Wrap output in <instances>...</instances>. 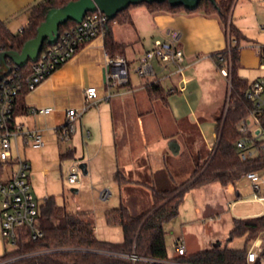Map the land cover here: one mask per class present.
Wrapping results in <instances>:
<instances>
[{"label":"crops","instance_id":"0c3cea01","mask_svg":"<svg viewBox=\"0 0 264 264\" xmlns=\"http://www.w3.org/2000/svg\"><path fill=\"white\" fill-rule=\"evenodd\" d=\"M35 1L0 0V5H10L9 9L0 8V19L6 23L11 21L18 22L16 26L18 29L27 26L29 23V14L28 16H23L22 13L27 9L29 13V8L34 5ZM143 8V11H140L142 18L139 21L135 19L133 14L135 24L132 25L139 33V41L141 40L142 44L145 45V49L139 57L145 51L152 48L157 40H165L167 29L176 30L180 33V46L185 54L183 63L184 70L181 75L188 71V73L190 72V77H181L176 80L175 77L180 75V73H176V67L174 65H169L164 66L166 67L164 70L160 69L157 71V75L155 76L140 78V81L136 84L131 82L128 86L110 87L107 85L105 74L106 48L104 38H96L84 45L72 59L62 64L34 90L29 91L25 95L24 103L27 107V112L16 117V123L22 126L24 130L39 129L42 131L46 140V146L43 150L36 149L37 155L35 154L36 160L34 164L26 156L32 164L30 180L32 191L39 203H42L52 194H49L48 191L39 187L38 183L33 185L34 178H39L42 174L45 177V181L48 182L47 178L50 173L46 168H43L41 171L37 156L40 154L43 155L49 150L50 136H56L62 142L67 141L58 138L56 129L65 124L66 111L68 109H82L84 104V91L90 86L98 88V99L84 111L82 117L77 121L76 132L68 139L67 143L73 146L75 151L73 159L85 161V142L92 135L91 131L96 130L97 119H99L101 127L103 128L102 117H104L105 125L108 129L111 128L113 133L111 147L115 150L116 156L115 174L118 171H122L128 178L136 181L130 183L131 185L129 184L130 186L127 185V187L122 188L119 186L121 195H127L133 188H136L139 192L147 193L148 191L146 190H149V187L138 183L139 181H150L151 179H156L159 183L169 181L168 175H160L159 172L160 169L165 168L170 170L171 166L174 168V165L171 164L173 156H170V153H166L165 144L171 148L174 156L178 160H181L183 142L176 140L173 136L164 135L165 132L162 129L160 115L163 113H160L163 112L164 106L170 111V115L178 126L182 127L183 125L187 128L186 132L189 141L185 139L184 143L186 145L190 142L194 143V150L200 152V155L203 156L201 150L204 147L198 145L199 142L203 141L200 135L197 134L198 131L200 133L201 131L196 117L198 116L200 119L199 115H206L215 119L219 115V112L209 114L208 112L204 113L203 111L195 110L192 107L193 109L187 117L178 119L179 114L175 116L170 107V102L168 104L162 102V106L158 105L160 101H151L149 99L145 83L158 81L164 86L163 82L170 80L171 85L168 89L171 92L168 98L174 92H187L188 86L196 82L197 68L202 72L207 69L213 70L214 67L217 68L211 55L227 48L229 44V33L225 30L217 16H206L202 13L187 14L184 12L178 14L151 13L145 6ZM232 16L234 23L246 32V28L242 22L243 19L235 20L233 14ZM117 39L124 41L118 37ZM127 43H130L129 46L134 47L135 42ZM243 65H248L252 69L258 67L253 79H249L251 82L264 76L259 49L258 56L255 58L252 57L249 51L243 50L242 47L241 67ZM165 72L167 74L162 76ZM183 86H185V90L181 91V87ZM132 100L135 101L132 102ZM137 102L143 103L147 106V109L140 110L141 106ZM149 103H152V107H149ZM47 107H51L53 110L48 114L38 112L40 108ZM91 109L94 110L90 111ZM184 118H187L190 122L185 124L187 119ZM158 131L161 133V137L156 136ZM212 147L213 145L209 148L212 149ZM150 151H157L158 155L156 157H150ZM178 171H180L178 175L173 174L170 179L181 182L191 175L185 174L181 169H178ZM236 185L237 182L224 186L220 182L215 181L191 188L187 191L180 206V214H182L181 211H183L182 208L185 205V210L188 211L186 209L188 208L190 214L188 212L187 216L189 219L183 221L182 229L188 227L189 234L181 233L173 239V248H168V253L171 258L179 255V245L185 247V254H192L201 249L210 248L214 243L223 242L221 238L210 234L209 224L206 223V220L214 221L216 217H220L227 209L235 210L236 203L242 200L240 198L241 193L237 190ZM36 186L40 190L37 191ZM104 191L110 194L108 189L102 192ZM40 195L43 196V200H39L38 197ZM187 201L188 205L186 204ZM236 215L246 217L256 214ZM231 225L233 227V223ZM196 228L198 230L202 228L203 232L199 235L200 232Z\"/></svg>","mask_w":264,"mask_h":264},{"label":"trees","instance_id":"16d2710c","mask_svg":"<svg viewBox=\"0 0 264 264\" xmlns=\"http://www.w3.org/2000/svg\"><path fill=\"white\" fill-rule=\"evenodd\" d=\"M71 1L76 0H42L30 7L29 23L18 32L12 31L6 22L0 19V53L10 49L21 51L24 44L37 35V29L45 20L48 10L61 7ZM234 1L200 0L194 9H188L184 5L171 6L168 1L140 4L151 13L184 12L217 16L225 30L237 38L230 52L225 48L211 55L219 71L223 65H228L230 73L225 76L229 82L227 99L215 118L216 136L210 156L203 161L199 152L191 175L180 183L170 179L174 173L168 168L159 171L160 175L169 176V181L166 183H159L156 179L139 181L138 183L149 187V190H146L149 193L139 192L133 188L127 196L152 199L153 204L141 213L133 214L130 207L124 203L107 210L105 214L107 222L122 228L123 238L118 242L98 237L92 211H68L59 203L55 195H50L40 203L37 216V225L43 231V235L32 239L29 228H18L15 248L6 250L0 256V264H251L248 260V251L258 236L264 233V213L233 218L229 238L230 240L245 238L243 248L223 246L220 242V245L214 244L210 248L173 258L168 253L165 227L166 223L180 214V206L191 188L215 181L228 186L235 184L247 172L264 171L263 152L249 159H243L241 150L237 146L238 140L242 137L237 124L249 114L255 104L246 96L251 81L238 73L241 67L242 41L249 37L233 21ZM133 6L136 5H130L120 11L115 18L108 19L104 44L112 56L122 55L126 58V50L130 43L118 40L112 26L114 22L134 25L131 11ZM93 14H99V11L88 12L86 16ZM77 25V22L69 20L60 25L59 32L62 34ZM50 46L51 44L45 42L40 54ZM261 49L264 52V47ZM221 56L224 57L225 62L220 61ZM7 61L14 66L12 60ZM31 64L32 61H29L20 68V71H25ZM131 79L130 76L129 83L120 86L130 85ZM145 87L151 101L168 104V95L171 91L161 83L146 82ZM28 92L27 89H23L17 94L14 122L17 116L27 112L24 97ZM74 152L73 147H69L67 152L62 154L61 159L73 158ZM2 171L3 165L0 163V173ZM115 179L122 188L136 182L122 171L115 174Z\"/></svg>","mask_w":264,"mask_h":264},{"label":"rangeland","instance_id":"374dc122","mask_svg":"<svg viewBox=\"0 0 264 264\" xmlns=\"http://www.w3.org/2000/svg\"><path fill=\"white\" fill-rule=\"evenodd\" d=\"M41 1L42 0H36L34 5L40 3ZM0 8L9 9L10 5H0ZM142 9H144L142 5H136L131 8V11L137 21L142 18V13L140 12L143 11ZM232 9L234 10L233 15L235 20H240L241 18L243 19L242 22L246 28L245 33L249 37V39L242 41L243 50L249 51L252 57L256 58L258 56V49L264 47V0H235ZM28 14V9L22 13L23 16H28ZM7 23V26L12 31H19L18 27H16L18 22L11 21ZM112 27L115 36L118 38L126 42H135L134 47H127L126 57L130 62L129 69L132 82L136 84L141 78L136 73V68L140 64L139 56L144 51L145 45L142 44L141 40L139 41V33L130 23L120 24L118 22H114ZM154 64L157 71L160 69L164 70L166 68L164 65H160L157 60L154 61ZM256 69H258V67L252 69L248 65H243L239 68L238 73L240 76L247 77L252 80ZM166 74L167 72L163 73L162 76ZM181 77L189 78L190 72L188 73V71H186L183 75L180 73V75H177L175 79L178 80ZM195 79L196 82L188 86L187 92H174L169 96L170 107L175 116L179 114L178 119L185 116L187 117L193 108H195V110L203 111L204 113L208 112L209 114L220 113L226 103L229 82L217 68L214 67L213 70L207 69L203 72L197 68V75ZM163 84L167 89L171 85L170 80H166ZM133 101L135 100H132V102ZM137 103L141 106L140 110L147 109V106L143 103ZM158 105L163 106L161 101L158 102ZM149 107H152V103H149ZM94 109H91L90 111ZM160 114H162L160 115V120L162 122V129L165 132L164 135L173 136L176 140L183 142L181 160H178L171 151V148L165 144L166 153H170V156H173L171 164L174 165V168L171 166V170L175 175H178V172H180L178 169H181L185 174L190 175V172H192L195 168V159H197L199 152L194 150V143H188L189 146L184 143L185 139L188 140V134L186 132L187 128L183 125L182 127L178 126L170 115V111L165 108V106L163 112ZM199 116L200 119L197 116L196 120L201 133L198 131L199 133L197 132V134L200 135L203 142H199L198 145L204 147V149L201 150L203 155L202 160L204 161L212 152L211 150L213 147L212 149L209 147L215 143L216 121L213 117L210 118L206 115ZM102 119L103 128L101 127L99 119H97L96 130L91 131L92 135L85 142V161L78 159L75 160L73 158L61 159V154L66 153L68 148L73 146H70L67 143L68 140L62 142L59 141L56 136H50L49 150H47L43 155L40 154L37 156L39 166H41V171L43 168H46L50 172L47 178L48 182L45 181V177L42 174L39 178H34L33 185L38 183L39 187L48 191L49 194L55 195L59 203L65 206L68 211H92L96 221L98 237L103 240L118 242L123 238L122 228L119 225H112L107 222L105 215L106 211L124 203L130 207L133 214H139L153 204V201L151 198L150 200H146L145 198L137 196L120 194L119 185L114 176L116 172V156L115 150L111 147L113 133L111 128L108 129L105 125V118L102 117ZM189 122L190 121L187 119L185 124ZM156 136L161 137V133L158 131ZM23 153L32 160L33 164L35 163V154L37 155L36 149L28 147ZM157 155V151H150V157H156ZM82 162L87 163L88 174H83L80 170L79 181L75 184H71L68 180L69 168L74 163L79 165ZM178 183L180 182L178 181ZM39 187L36 186L37 191L40 190ZM236 187L241 193L240 198H242V200L236 203L235 210L232 211L227 209V211L223 212L220 217H216L214 221H209L207 219L206 223L209 224L210 234L223 240V246L228 245L231 248H243L245 246V238L239 237L232 240L229 238L233 218L242 217L236 214H263L264 190H262L261 193H256L249 180L244 176L237 181ZM73 189H77L78 191L75 192ZM105 189L110 191L107 199H104L100 193ZM258 194H260V197H262L263 200H259L257 198ZM38 198L39 200H43L42 195ZM186 204L188 205V201ZM182 209V214L165 225L167 230V244L168 248L170 247L171 249L173 248V239L176 236L181 233L189 234L188 227H185V229L183 228L184 230L182 229L183 221L185 219H189L187 216L189 209L186 208L188 210L186 211L185 205ZM196 230L198 229L196 228ZM198 231L200 232L199 235L203 232L202 228ZM252 245L253 243L250 247ZM14 248L15 244L6 241L2 234L0 217V256L3 255L6 250L9 251Z\"/></svg>","mask_w":264,"mask_h":264},{"label":"built area","instance_id":"2783aa9c","mask_svg":"<svg viewBox=\"0 0 264 264\" xmlns=\"http://www.w3.org/2000/svg\"><path fill=\"white\" fill-rule=\"evenodd\" d=\"M108 16L99 11V14L85 16L76 27L68 29L59 35L55 44L39 54L38 59L25 70L14 64L11 72L0 81V163L3 171L0 173V217L2 234L6 241L16 245L18 228H29L32 239L43 235L37 225V216L40 203L32 191L30 160L23 153L28 147L43 150L46 140L39 129L24 130L14 122L16 99L19 91L34 90L46 78L53 74L62 64L72 59L87 43L104 38L107 32ZM23 28H20L21 31ZM237 42L234 35H229L230 49ZM261 67L264 69V52L259 48ZM106 82L110 87L127 85L130 81V64L122 55L112 56L106 49ZM160 65L176 67V73L184 70L185 54L180 46V33L173 29L166 30V39L157 40L153 47L145 51L139 59L136 73L141 77L157 75L154 61ZM225 62L224 57H220ZM224 76L229 74V66L223 65L220 71ZM185 86L181 87V91ZM246 96L255 106L249 114L237 124L242 134L237 146L241 150V157L249 159L258 153H264V76L251 82ZM98 99V88L87 87L84 91V104L81 110L68 109L65 124L56 129L60 140H68L77 130V121L84 111ZM51 107L40 108L38 112L48 114ZM80 166L74 163L68 171V180L71 184L79 181ZM256 193L264 190V171H251L244 174ZM102 192L103 198L108 197ZM259 200H263L258 194ZM178 254H185V247L178 246ZM134 259L136 256L133 257ZM248 260L251 264H264V233H261L253 242L248 251Z\"/></svg>","mask_w":264,"mask_h":264},{"label":"water","instance_id":"95a60500","mask_svg":"<svg viewBox=\"0 0 264 264\" xmlns=\"http://www.w3.org/2000/svg\"><path fill=\"white\" fill-rule=\"evenodd\" d=\"M164 1H168L171 6L184 5L188 9H194L200 0H76L58 8L49 9L45 20L37 29V35L28 40L21 51L10 49L0 53V81L12 70V66L7 61L8 59L12 60L19 67L26 65L29 61L35 62L44 43L55 44L60 35V25L65 24L69 20L80 23L88 12L95 11H101L109 19H113L120 11H123L130 5ZM79 166L83 174H88L87 163L82 162ZM77 191L75 189V192ZM214 244L220 245L221 243L217 242Z\"/></svg>","mask_w":264,"mask_h":264}]
</instances>
